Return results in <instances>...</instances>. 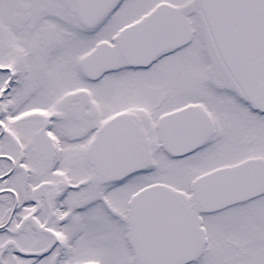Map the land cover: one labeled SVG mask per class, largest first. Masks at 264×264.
Listing matches in <instances>:
<instances>
[{"label":"snow or ice","instance_id":"1","mask_svg":"<svg viewBox=\"0 0 264 264\" xmlns=\"http://www.w3.org/2000/svg\"><path fill=\"white\" fill-rule=\"evenodd\" d=\"M0 264H264V0H0Z\"/></svg>","mask_w":264,"mask_h":264}]
</instances>
